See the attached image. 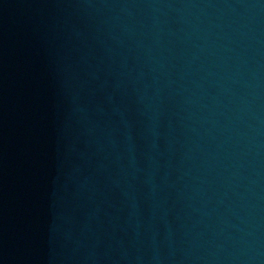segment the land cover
<instances>
[{"label": "water", "instance_id": "obj_1", "mask_svg": "<svg viewBox=\"0 0 264 264\" xmlns=\"http://www.w3.org/2000/svg\"><path fill=\"white\" fill-rule=\"evenodd\" d=\"M0 264H264V0H0Z\"/></svg>", "mask_w": 264, "mask_h": 264}]
</instances>
